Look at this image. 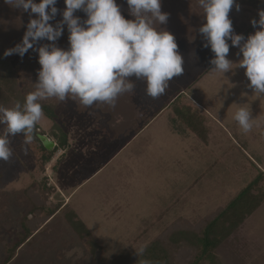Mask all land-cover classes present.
I'll use <instances>...</instances> for the list:
<instances>
[{
    "label": "rangeland",
    "instance_id": "374dc122",
    "mask_svg": "<svg viewBox=\"0 0 264 264\" xmlns=\"http://www.w3.org/2000/svg\"><path fill=\"white\" fill-rule=\"evenodd\" d=\"M168 1L171 9L189 4L197 20L204 15L199 0ZM117 3L125 18L133 19L125 0ZM56 7L62 12L64 0H58ZM189 11L183 14L187 15L185 24L190 22ZM258 12L242 5L237 11L234 5L229 16L238 25L248 27L253 19H259ZM176 42L184 73L174 77L158 98L147 95L145 80L130 77L134 97L129 105L140 109L142 116H153L178 94H185L196 105L207 102L211 110L208 143L187 135L184 127L170 120L174 107L136 137L132 131L139 127L141 118L132 120L124 112L115 120L110 112L101 117L91 110L90 114H78L71 104L56 123L62 128L58 133L69 139L67 147L42 173L24 138L9 136L12 156L0 160V191L7 196L4 218L0 220V264L7 256L5 246L15 244L20 220L30 209L27 202L20 201V192L39 184L45 175L56 194L68 200L69 208L63 216L70 217L74 211L91 231L92 240L91 236L85 238L88 242L82 240L59 215L57 222L9 264H131L169 226L183 219L195 224L225 207L252 179L264 173V93L249 87L246 69L239 66L243 58L238 55L239 48L230 46L227 58L232 67L228 72H215L213 67L200 77L215 58L211 46H194L186 39ZM195 81L201 82L196 86ZM196 89L197 94L189 96ZM240 107L248 108L254 121L248 133L233 118ZM36 123L54 141V123L44 115ZM3 125L2 134L6 129ZM57 201L55 195L49 198V203ZM226 247L233 248L235 260L243 264H264V203Z\"/></svg>",
    "mask_w": 264,
    "mask_h": 264
},
{
    "label": "clouds",
    "instance_id": "9594fccd",
    "mask_svg": "<svg viewBox=\"0 0 264 264\" xmlns=\"http://www.w3.org/2000/svg\"><path fill=\"white\" fill-rule=\"evenodd\" d=\"M15 9L29 13L30 20L22 42L5 51L8 57L18 53L21 58L33 49L39 54L36 89L25 96L21 105L6 108L0 105V124L6 125L0 135V160L12 156L9 136L31 132L44 115L40 100L56 97L78 99L86 106L102 102L115 106L117 97L130 92L134 84L129 80L135 76L147 84V95L158 98L165 94L169 82L184 73V61L178 51L175 36L166 30H158L155 22L164 25L169 14L161 11V0H125L126 19L117 0H64L65 9L56 7L58 0H4ZM205 13L206 23L199 28L211 46L215 58L210 61L213 71L225 73L232 67L227 58L231 47L239 48V62L246 69L249 87L264 93V9L259 10V19L251 24L254 34L245 37L235 34L230 11L233 6L240 10L236 0H199ZM50 9V11H49ZM82 11L86 19L76 16ZM35 14L37 18H31ZM62 19L55 25L57 15ZM150 14V15H149ZM65 26L69 47L57 45ZM42 39L52 42L35 48ZM231 42V45L229 44ZM234 120L244 133L252 130L254 121L246 107H240Z\"/></svg>",
    "mask_w": 264,
    "mask_h": 264
},
{
    "label": "trees",
    "instance_id": "16d2710c",
    "mask_svg": "<svg viewBox=\"0 0 264 264\" xmlns=\"http://www.w3.org/2000/svg\"><path fill=\"white\" fill-rule=\"evenodd\" d=\"M236 3L245 7L252 6L258 10L264 9V0H236ZM168 4H171L168 0H161V11L169 14L167 23L161 25L159 22H155V27L158 30L171 32L176 40L186 39L187 43L194 46L207 43L203 34L199 32V28L206 23L201 4L200 8L203 10L204 15L198 20L195 17L197 15L196 11L194 9L189 11L191 9L189 4H184L182 7H172V9L169 8ZM172 4L174 5V2ZM177 9L179 11L175 12ZM188 11L190 12V22L185 24L184 19L187 15L183 14ZM75 15L81 17L82 20L86 19L82 11H77ZM31 18L37 17L33 14ZM61 19L57 18L55 21H50V23L55 25ZM29 20V13L24 12L22 9H15L6 4L4 0H0V105L6 108H14L19 103L21 110H23L26 94L34 91L38 83L37 70L41 68V65L38 63L39 54L37 51L29 49L23 58L18 53L8 57L4 56L6 50L14 48L22 42ZM231 20L237 34H242L245 37L254 34L256 29L252 25L248 27L243 24L238 25L236 19ZM68 35L65 26L62 37L56 42L59 47L63 49L69 47ZM50 43L52 42L42 39L34 44V49ZM213 67L214 65L207 67V70L200 77L204 76ZM131 82L134 84L133 81ZM133 93L134 88L130 92L119 95L114 107L102 102L86 106L80 103L78 99L70 97L64 101L56 97L38 101L42 105L44 116L54 123L55 131H57L52 134L56 144L52 150H47L38 138V135H45V132L41 130L37 123L27 135L24 133L17 135L24 138L25 144L35 159V165L42 173H45L48 164L55 155L67 147L69 139L67 135L61 136L58 133L59 129L62 130V128L56 123L66 106L68 107L71 104H74V110L78 114H90L91 111H94L93 113H97L101 117L102 114L108 115V112H110L112 119L115 120L120 119L119 115L124 112V115L130 116L132 120L141 118V123L138 124L139 127L133 128V136H137L158 116L174 107V111L170 114V120L184 127L187 135L192 134L199 141L208 142L210 135L208 115L198 105L190 102L185 94H178L174 96L175 98L169 99L167 104L153 116H142L140 109L138 111L136 106L129 105L130 99L134 97ZM5 126L3 125L2 128ZM0 135H2L1 129ZM63 156L61 155L55 161V167L60 163ZM261 183H264L263 172L252 179L225 207L199 219L195 224H191L186 219L178 220L169 226L165 233L156 238L157 240L142 249L131 264H243L242 261L235 260L237 254L233 252V248L226 246L230 244L232 237L242 229L245 221L264 203V184ZM255 191L258 193H255ZM55 193L56 190L49 185L46 175L39 184H33L24 190L20 201L27 202L30 209L22 219V230L17 234L18 240L13 246H5L7 254L5 264H9L15 258L18 249L25 245L29 239L34 240L36 237L39 238L42 232L45 233L48 226L50 227L58 221L59 215L67 221L68 225L82 240L86 242L92 240L91 231L80 221L74 211H72L70 217L63 216V213L69 208L68 204L58 201L49 203V198ZM6 197L0 191V220L4 218L7 206ZM29 216L30 219H28ZM90 236V240L85 239L90 238Z\"/></svg>",
    "mask_w": 264,
    "mask_h": 264
},
{
    "label": "crops",
    "instance_id": "0c3cea01",
    "mask_svg": "<svg viewBox=\"0 0 264 264\" xmlns=\"http://www.w3.org/2000/svg\"><path fill=\"white\" fill-rule=\"evenodd\" d=\"M215 67V66H214ZM199 82H201V81H195V85L197 86L198 84H199ZM189 94V96L190 95H196L197 94V89H196V92L194 93V92H192L191 91V93H188ZM188 98V97H187ZM188 99H190V98H188ZM191 100V99H190ZM192 101V100H191ZM200 101H202V99L200 100ZM193 102V101H192ZM210 103H212L213 101H209ZM194 103V102H193ZM199 103H201V102H199ZM198 103V106L200 105V108L202 109V111H204L207 115L208 114H210V112H211V110H209L208 109V103L207 102H205V105L204 104H199ZM213 114V113H212ZM214 115H215V112H214ZM209 116V115H208ZM192 135V134H191ZM194 136V135H193ZM137 137V136H136ZM210 137V136H209ZM208 141H209V139H208ZM201 142V141H200ZM201 143H203V142H201ZM208 143V142H207ZM207 143H203V144H207ZM23 192H24V189L20 192V196H18L19 198H21L22 197V194H23ZM56 197H57V200H58V202H64L65 204H67V201L68 200H63V199H61V196H58V193L56 194H54ZM53 197V196H52ZM25 216V215H24ZM24 216L21 218V220H20V225H19V228H20V231L22 230V219L24 218ZM28 219H30V216L28 217ZM16 239L18 240V238L16 237ZM32 241V239H29L28 241H27V243H25V245H23L22 247H20L19 249H18V252L16 253V256H15V258L12 260V262L13 261H15V260H17V258H18V256L21 254V252H22V250H23V248H25V247H27V245L28 244H30V242ZM7 260V256H6V258L4 259V262ZM3 262V264H5Z\"/></svg>",
    "mask_w": 264,
    "mask_h": 264
},
{
    "label": "water",
    "instance_id": "95a60500",
    "mask_svg": "<svg viewBox=\"0 0 264 264\" xmlns=\"http://www.w3.org/2000/svg\"><path fill=\"white\" fill-rule=\"evenodd\" d=\"M38 138L40 139V141L42 142L43 146L47 149V150H52L55 147V143L53 140H51L48 136L46 135H38Z\"/></svg>",
    "mask_w": 264,
    "mask_h": 264
}]
</instances>
